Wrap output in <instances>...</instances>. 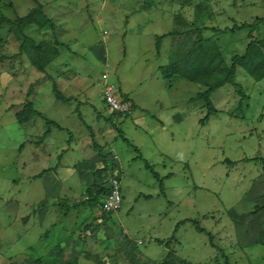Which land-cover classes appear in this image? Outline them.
Returning <instances> with one entry per match:
<instances>
[{"label": "rangeland", "instance_id": "1", "mask_svg": "<svg viewBox=\"0 0 264 264\" xmlns=\"http://www.w3.org/2000/svg\"><path fill=\"white\" fill-rule=\"evenodd\" d=\"M38 4L54 27L24 33L56 46L44 72L17 55L14 25ZM250 38L264 40V0H0V264H264V78L236 67L202 122L205 86L158 68L183 67L207 41L228 67ZM104 73L131 114L102 100ZM26 100L39 115L19 123ZM84 158L74 175L56 170ZM111 175L122 203L105 214L97 190ZM47 210L74 221L49 227Z\"/></svg>", "mask_w": 264, "mask_h": 264}, {"label": "trees", "instance_id": "2", "mask_svg": "<svg viewBox=\"0 0 264 264\" xmlns=\"http://www.w3.org/2000/svg\"><path fill=\"white\" fill-rule=\"evenodd\" d=\"M14 25L16 26L17 30L19 31V36L21 37L22 41L20 44V50L17 54L18 56L25 54L27 55L29 59V64L31 67L35 68L38 72H44L45 68L51 64L57 57H58V50L55 45L50 44L45 41H41L39 43H36L31 37L27 36L24 33V30L32 25L36 26L39 29L42 28H48L53 29V21L46 17V15L43 13V7L41 5H37L36 7H33L25 16L21 18H17L14 21ZM245 25H241L242 28ZM172 33H167L160 36H155V49L156 52L160 49V43L161 41L168 35H172ZM212 43L210 41H207L205 45L194 44L192 50L183 57V61H189L186 62L185 65L181 68H178V66L172 65V66H159V70L162 71L164 78H167V80H171L172 78L178 76L182 79H186L191 83L199 84L205 86L206 90L203 93H198L196 95L197 98L203 99L205 101V105L207 108V114L202 119V122H205L208 120V116L210 113L214 112L215 109L212 107L209 97L211 93L217 88L225 84L229 85H236L235 84V69L238 66L245 67L250 76L255 81H260L264 78V55L262 53V50L264 49V40L256 41L255 39L250 38V41L248 42L244 54L242 56H235L231 59L230 66H225L221 60L216 62V58L219 57L218 49L213 48ZM213 50V52H210V50ZM212 67V68H211ZM183 69H186L185 71H181ZM219 71L218 73H216ZM103 75H107L104 73ZM102 75V97L104 95L105 91V85L107 79H103ZM108 78V75H107ZM111 86V85H110ZM32 89L30 88L29 91ZM119 93L118 88L112 89V93ZM53 93L55 95L56 100L61 102H71V97H65L63 96L56 88V85H53ZM31 94V93H30ZM30 96V95H28ZM114 96V94H113ZM125 97L124 101L121 103H129V113L124 112H117L113 114L123 116V115H129L132 112L133 104H131L128 100V97ZM28 98V97H27ZM104 102V97L102 99ZM75 111L78 112L77 107L75 108ZM39 115V113L33 109L32 102L26 100L24 104L22 105V109L17 113V120L19 123H23L29 120L31 116ZM111 115V114H106ZM77 117L80 119V122L82 126H84L86 129H91L92 126L88 125L84 119H81V114H77ZM98 117V116H97ZM109 120V118L107 119ZM110 121V120H109ZM201 121V120H200ZM204 124V123H203ZM46 125H51L54 128L58 129L59 131H64L65 129L62 128L59 124L54 122H47ZM48 133V131L45 132V134ZM147 168H150L148 165H146ZM57 167V166H56ZM55 167V168H56ZM55 170V169H54ZM104 170V167L101 169ZM114 176V175H111ZM110 176V177H111ZM154 177H157L156 173H153ZM108 177V178H110ZM102 192L103 197L105 196V189L99 188L97 190V194ZM264 208V205L258 209ZM109 214V213H108ZM184 222H181L183 224ZM197 229L198 232H203L204 229L199 228V226L192 222ZM178 224L175 227L174 234L177 231ZM173 239V237H171ZM211 243V238H210ZM171 252H168L169 256ZM182 264H190L184 260H181ZM161 264H165V262H162Z\"/></svg>", "mask_w": 264, "mask_h": 264}, {"label": "built area", "instance_id": "3", "mask_svg": "<svg viewBox=\"0 0 264 264\" xmlns=\"http://www.w3.org/2000/svg\"><path fill=\"white\" fill-rule=\"evenodd\" d=\"M103 79H107V75H103ZM104 100L111 112H124L129 113V103L118 102L113 96L112 86L106 84L104 91ZM105 189V196L103 199L102 211L104 213H114L120 209L122 203L121 188L119 178L111 176L108 180V186Z\"/></svg>", "mask_w": 264, "mask_h": 264}, {"label": "crops", "instance_id": "4", "mask_svg": "<svg viewBox=\"0 0 264 264\" xmlns=\"http://www.w3.org/2000/svg\"><path fill=\"white\" fill-rule=\"evenodd\" d=\"M129 100V99H128ZM129 102L132 104V102L129 100ZM125 116V115H124ZM165 127L163 126V129H164ZM108 133V134H107ZM106 134H107V136H109L110 137V133L109 132H107ZM103 138V137H102ZM100 157V158H99ZM98 157V159H99V162L101 161V169L103 168V167H107V163H106V165H103V162H105V159L103 158V157H101V155ZM114 158H116L115 156H114ZM73 159H75V158H73ZM76 162V163H75ZM75 162H73V165L71 166V167H69V166H67V167H58L56 170H59V172L60 173H62V174H65L64 176H66V175H69V176H71V175H74L75 174V172H77L78 170L79 171H82V169H83V167H84V165H90L92 162H91V160L90 159H88V158H84V159H82V160H80V161H75ZM103 165V166H102ZM97 168H98V166H97ZM100 168V167H99ZM56 170H54L55 172H56ZM68 178V177H67ZM92 179L91 180H93V178L94 177H91ZM76 187H77V184L76 183H72V184H69L68 185V188L69 189H73V190H75L76 189ZM100 188H102V187H100ZM85 200H86V198H85ZM50 211H48L47 210V212H46V217L47 218H49V217H51V219L52 220H49V223H48V225H49V227L51 226V225H53V224H56L57 223V221L58 220H65L64 221V223H67V224H71L72 223V221H74V220H72V216H74V214L70 211V210H67V212H66V216H63L62 218L60 217V216H58V214H56V215H54V217L52 218V216H50ZM57 216V217H56ZM59 218V219H58ZM68 220H70V221H68ZM54 229V228H53ZM56 230H58V227H56L55 228ZM85 230V229H84ZM59 231V230H58ZM87 231V230H86ZM94 234H97V231H95L94 232ZM91 236V235H90ZM173 239H174V236H173ZM83 247H84V244H79V252H83ZM84 253V252H83ZM80 254V253H79ZM75 255H73V254H71L70 255V257H65L68 261H71V262H73V261H76V259H75ZM76 258H78V257H76ZM80 258V257H79ZM92 257H90V258H87V260H90ZM79 260V259H78Z\"/></svg>", "mask_w": 264, "mask_h": 264}, {"label": "clouds", "instance_id": "5", "mask_svg": "<svg viewBox=\"0 0 264 264\" xmlns=\"http://www.w3.org/2000/svg\"><path fill=\"white\" fill-rule=\"evenodd\" d=\"M87 199H88V198H86V201H88ZM103 199H104V197L102 198L101 204H102V202H103ZM120 207H121V206H120ZM105 214H108V213H105ZM109 214H110V213H109Z\"/></svg>", "mask_w": 264, "mask_h": 264}]
</instances>
